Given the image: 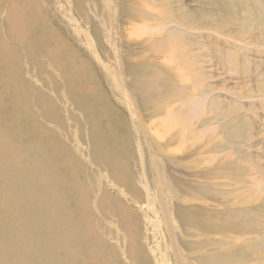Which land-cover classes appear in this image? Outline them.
Returning a JSON list of instances; mask_svg holds the SVG:
<instances>
[{
    "label": "bare ground",
    "instance_id": "bare-ground-1",
    "mask_svg": "<svg viewBox=\"0 0 264 264\" xmlns=\"http://www.w3.org/2000/svg\"><path fill=\"white\" fill-rule=\"evenodd\" d=\"M183 2L0 0V264H264V170Z\"/></svg>",
    "mask_w": 264,
    "mask_h": 264
},
{
    "label": "rangeland",
    "instance_id": "rangeland-1",
    "mask_svg": "<svg viewBox=\"0 0 264 264\" xmlns=\"http://www.w3.org/2000/svg\"><path fill=\"white\" fill-rule=\"evenodd\" d=\"M183 7L184 17L189 18L187 25L193 33L202 36L206 46L203 51L211 57L204 58L208 61L202 65L205 67L207 80L215 88L214 92L222 95L219 100L229 108H242V114L235 113L231 124L239 132L248 135L242 145L232 146L229 154L234 155L235 147L243 149L264 170V0H184ZM240 33H245L247 39L253 40L252 43H243L250 44L246 51H242L239 45L234 47L224 43L228 37L236 38ZM187 34L186 36L189 35ZM0 78V88L3 90L1 100L6 102L15 94V87ZM235 93H240V97ZM16 108L18 107L11 104L2 107L0 111L7 115ZM102 121L101 127L110 129ZM19 124L23 129L22 122L19 121ZM33 137L29 135L22 141L26 142ZM158 206L156 202L155 208L160 212L153 218V222L156 221L154 224L160 223H157V234L164 242H170L171 239L177 245L180 229L173 217L170 220L168 215L169 218L165 220L162 216L163 209Z\"/></svg>",
    "mask_w": 264,
    "mask_h": 264
}]
</instances>
